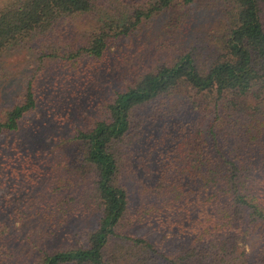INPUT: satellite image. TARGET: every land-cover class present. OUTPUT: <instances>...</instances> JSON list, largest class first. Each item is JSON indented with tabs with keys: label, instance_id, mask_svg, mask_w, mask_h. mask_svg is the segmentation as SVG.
<instances>
[{
	"label": "trees",
	"instance_id": "1",
	"mask_svg": "<svg viewBox=\"0 0 264 264\" xmlns=\"http://www.w3.org/2000/svg\"><path fill=\"white\" fill-rule=\"evenodd\" d=\"M263 4L0 3V56L36 42L46 62L35 73L52 61L71 83L101 75L112 41L143 24L163 22L180 39L168 61L125 64L98 114L66 135L17 140L42 92L32 76L4 104L0 88V189L26 188L21 206L58 239L20 255L14 214L0 201V264H264ZM7 75L0 70V85ZM53 175L36 196L31 184Z\"/></svg>",
	"mask_w": 264,
	"mask_h": 264
},
{
	"label": "rangeland",
	"instance_id": "2",
	"mask_svg": "<svg viewBox=\"0 0 264 264\" xmlns=\"http://www.w3.org/2000/svg\"><path fill=\"white\" fill-rule=\"evenodd\" d=\"M4 1L0 0V3H4ZM262 20L264 22V4ZM162 23L158 22L157 25L143 24L133 29L128 35L113 40L109 49L111 57L109 67L113 66L114 58L117 61L118 56L124 58L121 63L113 66L110 70H108L109 67L106 68L95 79L90 77L92 79L84 78L71 83L65 74L60 75L58 68L54 66L55 63L52 61H48L45 67L35 73L36 66L40 67L42 62H46L45 58L39 59L42 49L36 47V42L32 43L30 47H18L0 56V70L8 73L0 85L4 91L2 103L6 104L10 100H18V96L11 95H16L15 91L18 90V85L25 86L32 76L36 77L39 90L42 92L36 109L23 121L19 132L14 137L17 140L28 138L38 140L37 137L43 135H49L52 138L60 133L66 135L69 124L77 122L79 117L84 119L98 114L99 106L97 105L107 96L108 88L124 81L122 77L126 73L121 68H125L126 65H139L144 61L170 60L171 56L178 50L180 39L173 38L164 32ZM30 48H34V50H30ZM61 146L66 148L64 144ZM67 177L64 175L63 180H66ZM55 179L56 176L53 175L36 180L31 184L33 193L36 196L43 195L39 190L49 189L50 183ZM123 180L131 185V189L135 187L137 181L131 172H127ZM27 195L30 193H27L26 188H21L17 192H11L7 187L0 189V201L6 202L5 207L9 209L8 211L11 210L15 217L13 241L17 247V252L32 258V253L36 247L51 249L57 244L58 239L47 233L42 225L28 217V209L21 206V201ZM5 211L7 212V210ZM145 229L152 235L157 231L152 225H148ZM166 234L173 242L177 240L170 232ZM179 243L180 241L177 240L176 245Z\"/></svg>",
	"mask_w": 264,
	"mask_h": 264
}]
</instances>
